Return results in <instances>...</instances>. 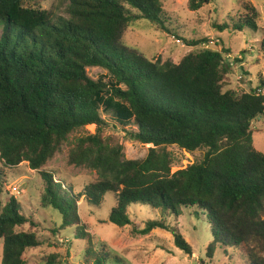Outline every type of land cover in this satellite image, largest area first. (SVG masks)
<instances>
[{
    "label": "trees",
    "instance_id": "16d2710c",
    "mask_svg": "<svg viewBox=\"0 0 264 264\" xmlns=\"http://www.w3.org/2000/svg\"><path fill=\"white\" fill-rule=\"evenodd\" d=\"M56 1L47 9L0 0V160L6 167L24 162L39 173L40 205L60 216L55 231L71 230L73 240L85 243L81 264H124L95 249L80 219L81 196L98 207L107 193L114 199L108 221L118 227L131 225L129 208L141 206L161 218L147 219L138 233L171 231L176 246L190 254L167 223L168 215L186 211L211 227L204 258L218 252L226 264H264V153L252 138L253 122L264 117L257 93L264 81L239 93L225 88L230 52L202 46L207 40L186 39L193 48L178 63L123 46L122 32L139 20L181 34L161 0ZM214 1L190 0V7ZM248 8L236 23L215 27L256 31V9ZM259 49L264 55V37ZM93 67L106 75L90 77ZM107 115L126 138L151 145L143 158H126L123 144L103 135L111 127ZM91 124L94 133L85 131ZM64 144L66 164L96 176L77 193L65 174L47 168ZM170 145L203 156L171 172ZM27 223L10 197L0 208L1 264H27L24 252L39 246L33 232L19 229Z\"/></svg>",
    "mask_w": 264,
    "mask_h": 264
},
{
    "label": "rangeland",
    "instance_id": "374dc122",
    "mask_svg": "<svg viewBox=\"0 0 264 264\" xmlns=\"http://www.w3.org/2000/svg\"><path fill=\"white\" fill-rule=\"evenodd\" d=\"M161 1L167 11V17L181 34H168L155 29L148 22L139 20L122 32L120 43L123 46L139 51L147 57L178 63L193 48L187 45L186 39L207 40L202 46L230 52L224 55L231 64L225 88L239 93L255 88L264 81V55L259 49V41L264 37V0H215L198 9L190 7V0ZM25 4H41L44 8L55 9L58 2L25 0ZM247 6L256 9V31L231 28L219 31L215 27L223 22L232 25L246 14H250ZM59 9V14H63V8ZM87 73L94 79L106 75V71L99 67L88 68ZM110 119L107 115L106 120L110 122L111 127L105 130L103 135L112 143L123 144L126 158H143L151 145L129 140L122 132L124 127ZM113 124L115 127H112ZM85 131L94 133L95 126L88 125ZM76 134L78 133L71 134L69 138ZM252 138L254 147L264 153V117L253 122ZM166 148L172 158L171 172L185 168L203 156L202 151L188 153L175 145ZM66 152L67 145L64 144L61 152L47 163V168L65 174L77 193L83 189L85 182L96 176L67 165ZM56 179L60 180V176ZM0 180V208L10 197H14L20 204L21 211L29 219V223L19 229L33 232L39 241V246L24 252L23 258L27 264H47L48 261H52V264H81L85 243L78 239L73 240L71 236L74 233L71 230L55 231L61 223L60 216L40 205L43 187L39 173L31 170L24 162L15 167H6L0 160ZM77 205L80 219L93 237L95 249L102 250L111 257L120 258L124 264H226V258L218 252L213 258L203 257L211 239V227L208 220L201 216L197 217L186 211L177 218L172 214L168 215L167 223L181 234L190 247V254H187L176 246L171 231L157 228L144 235L137 232V229L144 227L147 219H160L161 214L154 215L152 211L134 205L128 210L132 224L118 227L108 221L110 209L114 205L111 193L106 194L105 201L98 207L88 206L83 196L79 198ZM2 246L0 239V264Z\"/></svg>",
    "mask_w": 264,
    "mask_h": 264
},
{
    "label": "built area",
    "instance_id": "2783aa9c",
    "mask_svg": "<svg viewBox=\"0 0 264 264\" xmlns=\"http://www.w3.org/2000/svg\"><path fill=\"white\" fill-rule=\"evenodd\" d=\"M257 93L261 94L264 97V87H261L260 89H258Z\"/></svg>",
    "mask_w": 264,
    "mask_h": 264
}]
</instances>
